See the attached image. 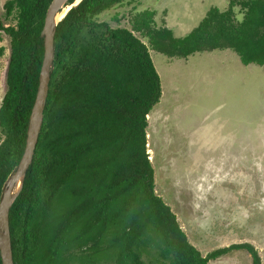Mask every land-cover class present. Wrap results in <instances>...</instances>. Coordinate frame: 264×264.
Listing matches in <instances>:
<instances>
[{
	"label": "trees",
	"instance_id": "16d2710c",
	"mask_svg": "<svg viewBox=\"0 0 264 264\" xmlns=\"http://www.w3.org/2000/svg\"><path fill=\"white\" fill-rule=\"evenodd\" d=\"M74 0H69L72 3ZM134 0H82L59 22L44 123L23 189L10 210L15 264H208L172 208L156 193L147 152L148 114L160 101V76L147 44L98 16ZM212 7L195 29L175 36L141 22L169 57L231 49L264 68V0ZM52 0H6L1 33L10 37L6 92L0 107V200L25 150L44 57L40 35ZM4 48L0 47V55ZM0 264H2L0 255Z\"/></svg>",
	"mask_w": 264,
	"mask_h": 264
},
{
	"label": "rangeland",
	"instance_id": "374dc122",
	"mask_svg": "<svg viewBox=\"0 0 264 264\" xmlns=\"http://www.w3.org/2000/svg\"><path fill=\"white\" fill-rule=\"evenodd\" d=\"M5 1L0 0V21L15 24L5 18ZM229 4V0H134L105 10L98 20L134 31L147 44L160 76L162 96L149 113L146 129L156 193L203 256L249 243L264 264L263 66L245 64L229 49L169 57L144 34L147 27L140 18L151 12V26L166 27L181 37L192 32L212 7L227 9ZM1 37L0 107L10 58V37L5 33ZM252 262L247 248H235L208 264Z\"/></svg>",
	"mask_w": 264,
	"mask_h": 264
},
{
	"label": "water",
	"instance_id": "95a60500",
	"mask_svg": "<svg viewBox=\"0 0 264 264\" xmlns=\"http://www.w3.org/2000/svg\"><path fill=\"white\" fill-rule=\"evenodd\" d=\"M68 1L52 0L45 16L43 29L40 32V35L44 38V57L39 75L38 90L29 117L25 150L20 162L5 181L0 200V255L2 264H15L11 238L10 210L13 202H15L23 189L27 172L34 160L35 150L44 123V111L50 89L51 74L54 69L55 32L59 22L69 10L62 18L58 19V17L65 8V4L69 6L75 2V0L72 3ZM19 182H21V188L16 193Z\"/></svg>",
	"mask_w": 264,
	"mask_h": 264
},
{
	"label": "bare ground",
	"instance_id": "6f19581e",
	"mask_svg": "<svg viewBox=\"0 0 264 264\" xmlns=\"http://www.w3.org/2000/svg\"><path fill=\"white\" fill-rule=\"evenodd\" d=\"M81 1H82V0H75V2H74L73 4H71V5H69V6H66V4H65V8H64V9L62 10V12L59 14L58 19L62 18V16H64V14H66V13L68 12V10H70V8H71L72 6L79 4ZM68 2H69V1H68ZM20 188H21V182L18 183L16 193L19 192Z\"/></svg>",
	"mask_w": 264,
	"mask_h": 264
},
{
	"label": "flooded vegetation",
	"instance_id": "af4514ba",
	"mask_svg": "<svg viewBox=\"0 0 264 264\" xmlns=\"http://www.w3.org/2000/svg\"><path fill=\"white\" fill-rule=\"evenodd\" d=\"M135 33V32H134ZM229 50H231V49H229ZM236 53V52H235ZM240 57V56H239Z\"/></svg>",
	"mask_w": 264,
	"mask_h": 264
},
{
	"label": "crops",
	"instance_id": "0c3cea01",
	"mask_svg": "<svg viewBox=\"0 0 264 264\" xmlns=\"http://www.w3.org/2000/svg\"><path fill=\"white\" fill-rule=\"evenodd\" d=\"M212 263V262H211Z\"/></svg>",
	"mask_w": 264,
	"mask_h": 264
}]
</instances>
